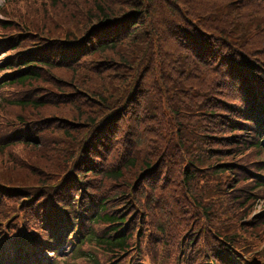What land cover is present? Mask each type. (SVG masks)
Returning a JSON list of instances; mask_svg holds the SVG:
<instances>
[{
	"label": "trees",
	"instance_id": "trees-1",
	"mask_svg": "<svg viewBox=\"0 0 264 264\" xmlns=\"http://www.w3.org/2000/svg\"><path fill=\"white\" fill-rule=\"evenodd\" d=\"M235 1L0 8V74L16 70L3 85L26 92L0 93V106L15 110L0 107V256L29 247L10 233L26 225L53 253L48 264H123L143 251L164 264V250L172 263L166 244L178 225L179 246L188 242L179 264H264L254 254L264 252V216L249 218L264 184L248 172L264 170V0ZM76 175L89 192L80 243L66 251Z\"/></svg>",
	"mask_w": 264,
	"mask_h": 264
},
{
	"label": "rangeland",
	"instance_id": "rangeland-1",
	"mask_svg": "<svg viewBox=\"0 0 264 264\" xmlns=\"http://www.w3.org/2000/svg\"><path fill=\"white\" fill-rule=\"evenodd\" d=\"M9 0H0V8H2L3 7V5L4 4H7V2H8ZM252 1V3H254V4H256L257 3V1L256 0H251ZM235 2H237L236 4H240L241 2L240 1H238V0H236ZM250 3V2H249ZM0 17H2L1 16V14H0ZM261 38H263V36L261 37ZM262 45H264V38H263V44ZM227 49L226 48H223L222 49V53L223 52H225ZM1 93V92H0ZM0 102H1V100H0ZM0 107H2V109L4 110V111H11L12 113L13 112H15V110L14 109H9V108H11V107H9V106H0ZM184 161L186 162L187 161V159L185 158L184 159ZM18 174H21V173H25L26 175H28L27 174V172H26V170L23 168V167H18L16 170H15ZM261 192V191H260ZM264 194V193H263ZM264 196V195H263ZM264 206V197L262 198V200H261V202H260V205H259V207H257V208H261V207H263ZM149 228V227H148ZM181 229H180V227L178 226V225H176L175 227H173V229L171 230V233H172V236H170L169 237V240L171 241V243L169 242V244H168V247L169 248H171V253H173L174 254V252L173 251H175V254H174V258H173V260H172V264H178L179 263V256H180V250H179V244H178V241H177V236L178 235H180V234H182V233H180L181 231H180ZM66 250V249H65ZM260 251H261V255H263V247L260 245L259 247H258V250L257 251H255L254 252V254H256V255H259L260 254ZM49 254H51V253H49ZM64 255H66V252H64L63 253ZM148 264H150V263H148ZM181 264H187V263H185V262H181Z\"/></svg>",
	"mask_w": 264,
	"mask_h": 264
}]
</instances>
